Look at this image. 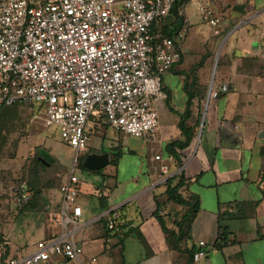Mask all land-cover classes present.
Segmentation results:
<instances>
[{"label":"crops","instance_id":"0c3cea01","mask_svg":"<svg viewBox=\"0 0 264 264\" xmlns=\"http://www.w3.org/2000/svg\"><path fill=\"white\" fill-rule=\"evenodd\" d=\"M191 3L199 13V2L188 1L153 26L155 32L184 35L182 58L163 77L156 140L119 133L101 119L88 122L92 139L81 158L107 154L109 164L95 180L81 178V225L74 237L86 262L95 257V264H264V0H217L225 36L248 22L226 40L215 72L217 55L204 57L214 27L206 22V30L193 28L186 14ZM237 4L246 5L244 13L235 10ZM223 84L227 92L221 91ZM188 109L184 132L180 123ZM176 140L188 142L176 147L178 158L168 151ZM157 154L162 160L154 159ZM181 171L185 181L179 192L199 200L182 229L179 222L189 207L166 191L167 179ZM178 181L179 176L173 184ZM39 188L46 196L43 216L44 207L34 202L19 207L13 188L8 193L0 182V264L60 233L54 217L62 205L60 188ZM110 220L117 229L108 227ZM200 241L207 254L195 262L191 253ZM46 264L74 263L56 256Z\"/></svg>","mask_w":264,"mask_h":264},{"label":"built area","instance_id":"2783aa9c","mask_svg":"<svg viewBox=\"0 0 264 264\" xmlns=\"http://www.w3.org/2000/svg\"><path fill=\"white\" fill-rule=\"evenodd\" d=\"M188 1L199 2L203 20L219 26L217 0H0V110L34 106L46 127L54 126L76 152L54 215L60 233L4 264H46L56 256L74 264L97 262L83 260L74 237L81 225L77 201L83 185L76 170L92 139L88 122L101 119L119 133L156 140L163 77L180 62L184 35L169 37L153 26L178 2ZM160 169L167 172L168 166ZM32 196L21 184L13 200L23 206ZM114 225L110 220L109 228ZM206 254V242L200 241L193 259Z\"/></svg>","mask_w":264,"mask_h":264},{"label":"rangeland","instance_id":"374dc122","mask_svg":"<svg viewBox=\"0 0 264 264\" xmlns=\"http://www.w3.org/2000/svg\"><path fill=\"white\" fill-rule=\"evenodd\" d=\"M186 6V14L193 28L199 24L206 30L208 23L202 19L200 12L198 13L197 5L191 3ZM224 33L222 25L214 27L212 43L207 47L204 57L215 59ZM39 148L48 150L54 161H38ZM75 156V150L61 140L58 130L54 126L46 127L42 115L34 106H14L0 113V182L8 193L13 188L12 198L20 185L26 184L33 193L30 203L34 202L36 207H44L40 211L42 216L46 212V196L41 194L42 189L39 187L47 184L60 188L72 169ZM76 171L85 181H93L97 177L96 174L79 167Z\"/></svg>","mask_w":264,"mask_h":264},{"label":"trees","instance_id":"16d2710c","mask_svg":"<svg viewBox=\"0 0 264 264\" xmlns=\"http://www.w3.org/2000/svg\"><path fill=\"white\" fill-rule=\"evenodd\" d=\"M183 4V2H178L175 7L173 8V10H176L178 6H181ZM172 10V11H173ZM176 15L178 16V21H177V24L178 26H181V22H182V17L178 15V12L176 13ZM166 35V34H165ZM167 36L169 37H173L175 36V33H171V34H168ZM14 106H19V105H13V106H8V107H5L3 109L0 110V113L2 111H5L7 109H9L10 107H14ZM190 115V111L189 109L186 110L185 114L182 115V120H181V123H180V126L182 127V129L184 130V132L186 131L185 130V126H184V120ZM188 145V142H185V141H179V140H176L170 144H168V151L174 155V157L178 158V155H177V152H176V147H179V148H183L185 146ZM38 156H39V159L38 161L42 162V161H46L48 163H52L54 160H53V156L50 154V152L48 150H46L45 148H39L38 149ZM181 164H182V160H180ZM77 166L79 168H81L82 170H85L87 172H90V173H95V174H99L102 170H97V171H93V170H89L87 168H85L83 166V159H79L78 161V164ZM179 176V181L176 183V184H173V181L174 179ZM177 176L173 177V178H168L167 179V194L169 196V198L177 203H180V204H183V205H187L189 207L188 211L185 213V215L183 216V219L181 222H179L180 224V229H182L183 227V222H186V221H189L193 218V216L197 213L198 209H199V200L198 198H196L195 196L194 197H191L189 199H186L184 198V196L179 192V189L184 185V174H183V171H181ZM31 202V200L27 203L29 204ZM26 204V205H27ZM160 223L163 227V230L165 232H169L170 230L166 227V224L163 220H160ZM109 224V222H108ZM109 227V226H108ZM118 228V225L115 226L112 228V229H117ZM111 229V228H110ZM223 233L220 234V238L223 239ZM176 244V247H177V243ZM195 252V251H194ZM194 252L191 253V256L193 258V254Z\"/></svg>","mask_w":264,"mask_h":264},{"label":"water","instance_id":"95a60500","mask_svg":"<svg viewBox=\"0 0 264 264\" xmlns=\"http://www.w3.org/2000/svg\"><path fill=\"white\" fill-rule=\"evenodd\" d=\"M235 10L244 13L246 10V5L245 4H237L235 6ZM248 22V20H245L243 22H241L238 26H236L232 31H230L223 39L219 50L217 52V57H216V61H215V67H214V72L216 71V68L218 66V61H219V57L222 51V48L226 42V40L228 39V37L232 34V32H234L238 27H240L242 24ZM213 82H214V77L211 83V88L213 87ZM202 135V129H201V133L199 135V138ZM109 164V158L107 156V154H103V155H97V154H90L88 156L85 157L84 161H83V166L89 170H93V171H97V170H101L104 167H106Z\"/></svg>","mask_w":264,"mask_h":264}]
</instances>
